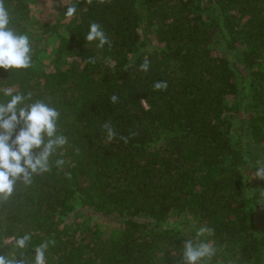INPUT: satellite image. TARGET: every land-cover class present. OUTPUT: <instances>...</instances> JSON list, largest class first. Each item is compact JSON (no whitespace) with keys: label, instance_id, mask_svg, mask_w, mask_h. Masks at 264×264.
Instances as JSON below:
<instances>
[{"label":"trees","instance_id":"obj_1","mask_svg":"<svg viewBox=\"0 0 264 264\" xmlns=\"http://www.w3.org/2000/svg\"><path fill=\"white\" fill-rule=\"evenodd\" d=\"M45 1L55 19L4 0L32 61L0 68V102L10 89L56 108L67 143L0 203V254L34 264L47 241L46 264H182L183 241L205 227L199 240L216 249L206 264H264V179L249 158L264 163V0ZM92 22L110 46L85 40ZM96 215L119 221L118 235Z\"/></svg>","mask_w":264,"mask_h":264},{"label":"clouds","instance_id":"obj_2","mask_svg":"<svg viewBox=\"0 0 264 264\" xmlns=\"http://www.w3.org/2000/svg\"><path fill=\"white\" fill-rule=\"evenodd\" d=\"M103 4L106 0H97ZM91 4L92 0H86ZM76 8L69 7L67 15L75 14ZM10 14L6 9L4 0H0V68L5 70H19L31 67V44L27 35L18 34L10 26ZM87 42L98 41L97 47L103 48L110 41L103 28L97 22L89 25L85 36ZM90 63H95V58H89ZM150 61L145 58L139 70L147 72ZM166 81H157L153 84L154 90H166ZM4 95L10 99L0 102V203L6 202L14 193L18 184L28 186L32 183L34 175L50 171V157L67 143L63 134H58V119L60 112L42 100L28 102L31 94H13L12 90L4 89ZM112 103H117L116 94L110 96ZM107 131L108 140L116 136L111 122L103 124ZM127 142L126 137H121ZM57 167L64 164L62 159L55 161ZM255 177L264 179V163L257 161ZM264 196V192L260 193ZM212 228L201 227L196 233V239L183 241L182 264H206L216 254V249L207 242H202L199 237L205 233L212 235ZM30 240L29 235H24L15 240V248L24 250ZM49 242H44L33 249L34 264H46L45 253ZM51 243H55L52 241ZM0 264H30L25 253L11 257L0 254Z\"/></svg>","mask_w":264,"mask_h":264},{"label":"rangeland","instance_id":"obj_3","mask_svg":"<svg viewBox=\"0 0 264 264\" xmlns=\"http://www.w3.org/2000/svg\"><path fill=\"white\" fill-rule=\"evenodd\" d=\"M31 3H32V6L34 7L35 9V12L36 14L40 17H46L48 16L49 19H52L56 16H54V14H52V8L50 7L49 4H47V2L45 0H29ZM70 0H63L62 1V5L63 4H68ZM141 2V0H140ZM139 2V3H140ZM64 6V5H63ZM141 9V11L145 14V7L142 5L141 3V6L139 7ZM147 13V12H146ZM52 14V15H51ZM57 19V18H56ZM34 29H37L36 26H34ZM263 154V153H262ZM250 158V162L251 163H255L257 161H260L262 163V158L263 156L260 154V156L258 155L257 158H254V157H249ZM262 159V160H261ZM245 173L247 174V171L245 169ZM252 181V179H251ZM252 183V182H251ZM246 191H250V188L247 187ZM264 212V210H263ZM261 211V213H258L256 214L255 216V221H256V224L259 228L261 229H264V213ZM94 220L92 221H97L100 225H101V229L103 232H105V235L106 236H110V237H115L118 235V232H119V229L121 228V224L119 221L117 220H106L105 217L103 216H100V215H96V216H93ZM196 225L193 224L191 226V229L192 231L196 232Z\"/></svg>","mask_w":264,"mask_h":264}]
</instances>
